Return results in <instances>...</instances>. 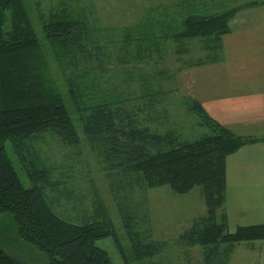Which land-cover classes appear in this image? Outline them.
<instances>
[{
  "label": "trees",
  "instance_id": "obj_1",
  "mask_svg": "<svg viewBox=\"0 0 264 264\" xmlns=\"http://www.w3.org/2000/svg\"><path fill=\"white\" fill-rule=\"evenodd\" d=\"M61 3L43 19L42 29L84 135L102 158L110 195L131 249L138 256L154 257L164 247L146 240L141 230L145 213L140 214L134 195L137 188L161 186L179 195L201 188L206 212L179 235L181 245L202 248L201 264H229L237 244L264 240V223L240 225L231 232L226 213L227 157L245 145L264 142V137L236 134L192 97L184 103L198 117L197 125L204 129L201 136L186 137L176 129L154 130L139 119L136 109L143 108H129L122 95L96 92V76L88 80L85 73L92 61L104 65L108 44L113 42L121 44L120 48L134 45L132 49L138 53L146 47L159 57L168 42L177 44V54L186 53L188 42H197L206 56L188 63L198 67L215 64L222 61L223 36L230 32L234 14L258 2L163 0L146 8L144 18L138 16L133 23L117 27L98 24L88 8ZM142 95L151 101L148 109L154 108L155 100ZM48 133L57 135L66 146L80 143L26 2L0 0V213L14 216L19 236L46 253L47 264H115L109 253L96 245L99 239L112 238L122 251L115 223L97 186L91 184L86 193L89 197H78L72 178L56 175L53 165L34 146ZM7 141L22 163L29 188L13 165ZM87 199L91 212L87 205L75 207ZM62 203H71L81 214L75 220L62 217L55 211ZM0 264L23 263L0 248Z\"/></svg>",
  "mask_w": 264,
  "mask_h": 264
},
{
  "label": "rangeland",
  "instance_id": "obj_2",
  "mask_svg": "<svg viewBox=\"0 0 264 264\" xmlns=\"http://www.w3.org/2000/svg\"><path fill=\"white\" fill-rule=\"evenodd\" d=\"M24 1L48 61L50 73L56 80L59 92L80 138L77 146H66L56 137L57 135L54 137L52 133H48L49 135H44L34 142V146L41 157L48 164L53 165L57 172L56 175L64 174L72 178L77 188L75 194L78 197H81L80 194H86L92 183L97 186L115 223L122 251L115 247L112 238L99 239L96 245L106 250L115 264H201L202 248L198 246L188 248L179 242V235L192 225L195 218L206 212L200 187L185 195L176 194L167 186L137 188L134 195L139 203L138 209L140 214L145 213L141 215L142 221L143 215L146 217L141 230L146 240H152L164 247L160 254L154 257L138 256L131 249L110 195L102 158L84 135L79 114L70 100L64 77L52 56L42 29L43 19L59 8L61 2L88 8V11H92V15L96 17L98 24H103V27H117L133 23L138 16L144 18L148 13V7L163 0ZM131 15L134 17H129ZM105 35L109 37L107 31ZM226 42H229L228 38ZM120 47L121 44L116 46L115 42L108 44L109 53L103 66L98 65L97 61L87 64L85 73L88 74V80L96 76V92H102L106 96L122 95L129 101L127 104L129 108L132 109L131 106L143 108L136 109L139 119L158 131L176 129L184 136L193 138L204 133V129L197 125L198 117L186 109L184 102L190 97L198 99L211 117L217 120L214 101L217 82L215 65L206 63L198 67L191 66V62L188 63L189 60L193 62L198 57L206 56V51L200 50L197 42H188L185 48L186 53L179 54L176 53L179 48L177 44L168 42L164 46L165 51L161 57L146 47L140 53L132 49L134 45H129L128 48ZM118 52L120 55H117ZM142 94L152 97V101L155 100L154 108L148 109L151 101L142 98ZM6 149L23 185L29 188L31 183L10 141L6 142ZM229 185L231 189L229 195L234 212L231 215L227 213L228 211L226 213L228 220L230 219L229 230L232 232L240 225H249L240 223L249 219L250 212L256 211L254 207L257 200L249 196V193L245 195L240 193L235 182ZM86 196L89 197L88 194ZM87 201L89 199L81 205L76 203L75 207L82 209L87 205L88 211L91 212L92 204ZM70 204L57 205L55 211L64 218L75 220L81 212L74 211ZM0 248L23 264L48 263L46 253L19 236L14 216L10 212L0 213ZM229 264H264V240L237 244Z\"/></svg>",
  "mask_w": 264,
  "mask_h": 264
},
{
  "label": "crops",
  "instance_id": "obj_3",
  "mask_svg": "<svg viewBox=\"0 0 264 264\" xmlns=\"http://www.w3.org/2000/svg\"><path fill=\"white\" fill-rule=\"evenodd\" d=\"M245 1L258 3L234 14L223 36L222 61L214 64L215 110L217 121L236 134L264 137V0L237 3ZM227 158V213L234 212L229 184L235 182L240 193L257 200L256 211L240 224L264 223V142L245 145Z\"/></svg>",
  "mask_w": 264,
  "mask_h": 264
}]
</instances>
